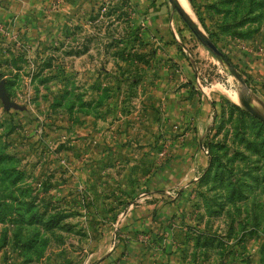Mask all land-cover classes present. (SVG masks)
Here are the masks:
<instances>
[{
  "label": "rangeland",
  "instance_id": "1",
  "mask_svg": "<svg viewBox=\"0 0 264 264\" xmlns=\"http://www.w3.org/2000/svg\"><path fill=\"white\" fill-rule=\"evenodd\" d=\"M188 1L0 11V264H264V0Z\"/></svg>",
  "mask_w": 264,
  "mask_h": 264
},
{
  "label": "water",
  "instance_id": "2",
  "mask_svg": "<svg viewBox=\"0 0 264 264\" xmlns=\"http://www.w3.org/2000/svg\"><path fill=\"white\" fill-rule=\"evenodd\" d=\"M169 1L172 3L173 7L181 14V16L187 22H189L188 17L184 13V8L180 4V2L178 0H169ZM192 29L195 32V34L199 40H201L206 46H208L217 55L222 56V52L217 48V46L213 42L208 40L195 27H192ZM5 83H6L5 79H2L0 81V98L3 100L6 108H11L13 106H16V104L14 102L10 101L9 96H8L6 89H5ZM242 104L253 116H255L256 118H258L264 122V115L261 114L248 100H246L245 98H242Z\"/></svg>",
  "mask_w": 264,
  "mask_h": 264
},
{
  "label": "crops",
  "instance_id": "3",
  "mask_svg": "<svg viewBox=\"0 0 264 264\" xmlns=\"http://www.w3.org/2000/svg\"><path fill=\"white\" fill-rule=\"evenodd\" d=\"M3 1V2H1ZM11 2H15V0H0V3L2 4V6H0V11L2 12H7V8L9 7V3ZM17 1H20L22 2L19 6L22 7V6H28V5H35V6H38L40 7L41 5L40 4H45V1L46 0H17ZM0 4V5H1ZM4 5V6H3ZM2 12H0V16L4 15ZM8 13V12H7ZM240 98V96H239Z\"/></svg>",
  "mask_w": 264,
  "mask_h": 264
},
{
  "label": "bare ground",
  "instance_id": "4",
  "mask_svg": "<svg viewBox=\"0 0 264 264\" xmlns=\"http://www.w3.org/2000/svg\"><path fill=\"white\" fill-rule=\"evenodd\" d=\"M178 1L180 2V4L182 5V7L184 8V10L185 9L187 10V9H189L191 7L189 5V1L188 0H178ZM227 91H228L229 95L232 97L233 100H235V101H238L239 100V96H238V94L235 91H230V90H227Z\"/></svg>",
  "mask_w": 264,
  "mask_h": 264
},
{
  "label": "trees",
  "instance_id": "5",
  "mask_svg": "<svg viewBox=\"0 0 264 264\" xmlns=\"http://www.w3.org/2000/svg\"><path fill=\"white\" fill-rule=\"evenodd\" d=\"M260 4H263V5H264L263 2H261ZM234 107L240 109L239 106H237V105H235V104H234ZM253 117L255 118V120L259 121L261 124L264 125V122H263L262 120L256 118L255 116H253ZM0 157H1V156H0ZM6 157H7V156L4 155L3 157H1V159H2V158L5 159ZM0 170H1V172H2V171L7 172V171L10 170V169H7V167H6V168L3 167V168H1ZM12 183H14V182H12ZM3 197H4V196H3ZM6 199H7V197H5V200H6ZM3 204H5V203H2L1 200H0V207H1ZM6 209H7V207H2L0 211H5Z\"/></svg>",
  "mask_w": 264,
  "mask_h": 264
}]
</instances>
